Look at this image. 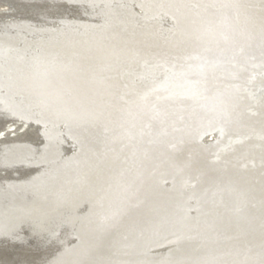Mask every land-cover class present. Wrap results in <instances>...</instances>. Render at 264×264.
I'll list each match as a JSON object with an SVG mask.
<instances>
[{
  "label": "bare ground",
  "instance_id": "6f19581e",
  "mask_svg": "<svg viewBox=\"0 0 264 264\" xmlns=\"http://www.w3.org/2000/svg\"><path fill=\"white\" fill-rule=\"evenodd\" d=\"M4 122L0 264H264V0H0Z\"/></svg>",
  "mask_w": 264,
  "mask_h": 264
},
{
  "label": "rangeland",
  "instance_id": "374dc122",
  "mask_svg": "<svg viewBox=\"0 0 264 264\" xmlns=\"http://www.w3.org/2000/svg\"><path fill=\"white\" fill-rule=\"evenodd\" d=\"M48 13H49V14H48ZM55 13H57V8L54 7V9H53L52 6H49V7H48V12H47V14L50 15V16H52V14H55ZM4 124H5V122L2 123V124H0V128H3V127H4ZM0 133H1V132H0ZM4 133H5V132H4ZM4 133H2V134H4ZM17 250H18V249H12L11 252H13V254H17V253H18Z\"/></svg>",
  "mask_w": 264,
  "mask_h": 264
}]
</instances>
